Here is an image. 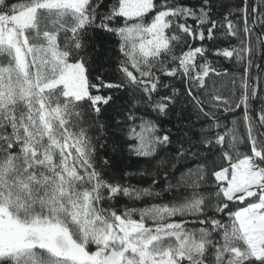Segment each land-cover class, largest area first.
I'll return each instance as SVG.
<instances>
[{"label": "snow or ice", "instance_id": "6c2138e0", "mask_svg": "<svg viewBox=\"0 0 264 264\" xmlns=\"http://www.w3.org/2000/svg\"><path fill=\"white\" fill-rule=\"evenodd\" d=\"M257 25L264 0H0V264H264ZM96 33L115 38L111 67L92 62ZM237 109L244 135L221 123ZM109 139L157 175L179 164L165 187L190 195L105 207L161 195L118 182Z\"/></svg>", "mask_w": 264, "mask_h": 264}, {"label": "trees", "instance_id": "16d2710c", "mask_svg": "<svg viewBox=\"0 0 264 264\" xmlns=\"http://www.w3.org/2000/svg\"><path fill=\"white\" fill-rule=\"evenodd\" d=\"M227 2H232V0H227ZM262 33H264V25H257ZM253 35L256 36L257 31L254 28ZM92 43L94 47H90L88 49L89 54L92 57V62L95 66L103 65L104 67H111L108 63L110 58L114 55L113 53V46L115 44V38L110 37L104 33H96L93 36ZM207 43V42H206ZM237 41L235 39H227L218 41L215 45L216 47L220 48H227L230 45H235ZM209 47H213V45L209 44ZM259 51H257L255 62L258 63ZM209 59L213 60L214 66L218 65V70L227 69L229 74H238V66L235 64L234 61L228 60L223 58L222 56H213L210 55ZM251 75H255V67L252 69ZM115 73H113V77ZM215 79V78H214ZM230 76H225L221 78L218 83V87L221 89V94L224 96L229 95L230 89ZM259 81V85L264 86V82ZM251 83V79H250ZM177 87H180L177 84ZM258 95L249 101V107L255 108L259 107L261 104H264V91H261L260 88L257 90ZM242 117L243 112L239 109L221 114V123L226 125L227 127L232 126V122L235 121L237 125V130L240 135H244V128L242 124ZM101 119H104L102 117ZM175 121V117L171 118ZM162 127H172L171 123L165 122ZM176 129L173 128V132ZM95 135L94 133H92ZM101 143L105 144L104 148H98V155L100 158L108 157L111 159L114 167L112 172L114 175L117 176L118 182L125 185V186H133L136 188H145V187H152L154 192H160L161 195L159 198L156 197H143L140 200H135L134 198L130 199L128 197L121 196L115 200H111L112 207L117 210H122L125 208H144L148 207L151 204H159V203H167L175 198L184 197L190 195V191L184 187H179L174 190H167L166 184L171 183L173 185L176 184V177L180 175L181 172L184 171L183 168L177 165V169L173 170L170 167L161 168L159 169L160 175H157V169L154 167H149V165L140 158H136L134 156L129 155L127 152L123 151L121 147H119V141L115 144L111 139L107 141H101ZM242 151H246L245 148L241 149ZM174 155V150L169 149L168 153L161 152V157L171 156ZM174 171V175H173ZM124 172L133 173L134 175L128 178H120L121 174ZM164 173H168L167 179L164 178ZM156 176L158 181L157 184H152V177ZM135 218V217H134ZM194 225H189V227H193Z\"/></svg>", "mask_w": 264, "mask_h": 264}, {"label": "water", "instance_id": "95a60500", "mask_svg": "<svg viewBox=\"0 0 264 264\" xmlns=\"http://www.w3.org/2000/svg\"><path fill=\"white\" fill-rule=\"evenodd\" d=\"M255 29H256L258 35L262 33L261 30L259 29V27L256 26ZM262 58H264V54H262V53L260 52V53H259V57H258V63L260 62V60H261ZM257 71H258V69L255 68V75H254V76H256ZM256 83L259 85V81H258V80H257ZM257 90H258V89H257ZM255 97H256V96H255ZM255 97H253V100L255 99Z\"/></svg>", "mask_w": 264, "mask_h": 264}, {"label": "rangeland", "instance_id": "374dc122", "mask_svg": "<svg viewBox=\"0 0 264 264\" xmlns=\"http://www.w3.org/2000/svg\"><path fill=\"white\" fill-rule=\"evenodd\" d=\"M109 205L112 207L111 201L106 200V201L104 202V206L107 207V206H109Z\"/></svg>", "mask_w": 264, "mask_h": 264}]
</instances>
